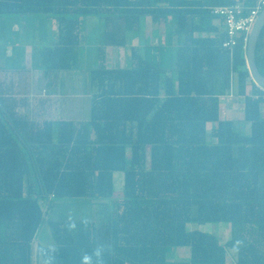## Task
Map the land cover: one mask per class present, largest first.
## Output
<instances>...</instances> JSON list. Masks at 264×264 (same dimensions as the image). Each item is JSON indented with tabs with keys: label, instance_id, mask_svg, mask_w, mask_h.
Wrapping results in <instances>:
<instances>
[{
	"label": "trees",
	"instance_id": "1",
	"mask_svg": "<svg viewBox=\"0 0 264 264\" xmlns=\"http://www.w3.org/2000/svg\"><path fill=\"white\" fill-rule=\"evenodd\" d=\"M235 3L255 0H0V18L52 19L54 37L38 51L46 90L79 70L81 21L96 20L83 117L39 123L0 93V264H46V253L80 264L98 244L110 246L104 264H264V98L243 37L223 47L212 11ZM107 48L129 53L108 66ZM255 64L264 75V27ZM230 91L243 99L244 131L220 118ZM62 199L103 204L69 230V217H46ZM44 221L51 243L33 249ZM205 223L229 225V236L195 227Z\"/></svg>",
	"mask_w": 264,
	"mask_h": 264
},
{
	"label": "rangeland",
	"instance_id": "2",
	"mask_svg": "<svg viewBox=\"0 0 264 264\" xmlns=\"http://www.w3.org/2000/svg\"><path fill=\"white\" fill-rule=\"evenodd\" d=\"M1 18H3V21L7 22V24L0 30V77H5L12 89H17L22 92L27 91L33 94V101L36 105L40 101L38 95L42 93V88H44L46 82V79L41 76L42 65L39 62L38 51L43 45L50 43L53 39L56 32L55 25L52 19L48 18L46 15H10L9 17L5 16ZM86 18L82 19L80 25V37L82 41H86V46H84L85 48L80 57L82 61L79 67L78 80H76V85L74 84L75 81L63 84L65 86L61 85L60 89L62 95L59 94L57 98L54 99L55 108L52 110V112H54L53 117L56 118L68 117L65 112L59 110L63 108L69 112L66 108H69V106H72L75 102H78L77 104H79L81 108L78 115H82L85 111L87 113L88 99L82 97L76 100L75 98V96H78L76 95L77 91L88 88V67L96 65V36L93 31L96 20L89 19L88 21ZM145 22L147 25L146 32L148 33L150 28L152 29L153 23L149 18H147ZM159 32L162 34L163 29L159 28ZM144 35L145 32L142 31L140 40H142L141 42L143 43L144 39L142 38ZM136 36L137 35L134 33L128 35V42L133 43ZM109 50L110 51H107L106 55V63L108 66L114 65L117 62V57L122 60L124 52L127 54L129 53L127 48L120 49L117 53L112 49ZM50 91L51 89L49 92ZM240 127L242 128V126ZM117 174L118 173H115V176ZM116 179L119 182L116 183L115 187L119 188L121 176L117 175ZM93 204L94 210H97L96 208L101 207L103 203L100 204L95 202ZM94 210L91 202L80 203L76 201L75 203V201L62 199L58 200L50 207L46 212V217L91 218L94 217ZM228 226L229 225L225 223L195 224V227L201 230L217 234L220 240H224L229 236ZM36 237L39 238L44 245L50 243L51 237L45 221L42 222L37 230ZM35 247L36 244H33V249H35Z\"/></svg>",
	"mask_w": 264,
	"mask_h": 264
},
{
	"label": "crops",
	"instance_id": "3",
	"mask_svg": "<svg viewBox=\"0 0 264 264\" xmlns=\"http://www.w3.org/2000/svg\"><path fill=\"white\" fill-rule=\"evenodd\" d=\"M215 21L217 22L218 20L216 19ZM6 24H7V22H4L3 18H0V30L4 26H6ZM145 24H146V22H145ZM152 28H154V25ZM248 36H249V33H248ZM247 41H248V38H247ZM89 43H90V41H89ZM246 45H247V42H246ZM109 49H111V48L106 49V55H107V51H110ZM117 60H118V57H117ZM78 75H79V70H76L74 72L62 71V72L58 73L56 75V82L53 85V87L50 88L51 89L50 92H48L50 89L46 90L45 86H44V88H42V93L38 95L40 101L36 105L33 101V98H34L33 94H30L27 91L22 92V91L17 90V89H15V90L12 89V87L9 86L8 82L6 81L5 77H2V78L0 77V93H2L4 95H10L12 97H15V99L17 100V101L15 100V103H16L15 109H17L19 112H27L29 114V116H31L33 118L35 117L39 123L41 121H43L44 119H53V120L78 119V118L83 117L85 114V112H84V113H82V115H78L79 110L81 109L79 104H77L78 102H75V103L73 102L74 104L72 106H69V108H66L67 110H69V112H67L63 108H60L59 111L65 112L68 117L56 118V117H53L54 112H52V110L55 108V104H54L55 100L54 99L57 98V96L59 94L62 95V91L60 89L61 85L65 86L63 84L70 83L73 81H75L74 84L76 85V82H77L76 80H78ZM41 76H42V74H41ZM256 89H257V87H256ZM250 90H251V87H250V85H248L246 87V92H250ZM76 95H78V96H75L76 100H78L79 98H82V97H86V99H88L89 95H90L89 87L85 90L81 89V90L77 91ZM254 95H256V94H254ZM46 97L49 98V105L46 104V101H45ZM41 99H43V100L41 101ZM220 104H221L220 105V118L233 120L235 128L239 129V128H241L240 126H242L241 129L244 131L246 129V125L242 121V119H243V99H242V97L236 96L232 93V91H230V93L223 96V100ZM4 109H6L4 107V105H1L0 111L4 110ZM260 110L262 113H264V102H262L260 104ZM235 121H237V122H235ZM214 125H215L214 123H208L207 124V131L209 132L211 130V128L214 127ZM208 140L210 142L215 141V139H212L210 137H208ZM117 182H119V181H117ZM93 203H95V202H93ZM93 203H92V206H94ZM224 240H220V241L223 242ZM50 243H51V239H50ZM32 244H42V242H41V240H39V238H37L35 236ZM175 254L177 255L178 258H184L185 259L188 256V249L187 248L177 249L175 251ZM228 259L229 258H227V261H228ZM34 263H35V260H34Z\"/></svg>",
	"mask_w": 264,
	"mask_h": 264
},
{
	"label": "built area",
	"instance_id": "4",
	"mask_svg": "<svg viewBox=\"0 0 264 264\" xmlns=\"http://www.w3.org/2000/svg\"><path fill=\"white\" fill-rule=\"evenodd\" d=\"M262 7H264V0H255V4L250 7L242 3L213 7V13L221 16L225 25L226 37L222 42V46L231 48L240 37H243L246 43L248 33ZM256 87L258 94L255 97L260 96L264 98V87L258 84H256Z\"/></svg>",
	"mask_w": 264,
	"mask_h": 264
},
{
	"label": "water",
	"instance_id": "5",
	"mask_svg": "<svg viewBox=\"0 0 264 264\" xmlns=\"http://www.w3.org/2000/svg\"><path fill=\"white\" fill-rule=\"evenodd\" d=\"M262 27H264V7H262L249 32L246 45V63L250 76L256 84L264 87V75L259 72L255 64V48Z\"/></svg>",
	"mask_w": 264,
	"mask_h": 264
},
{
	"label": "clouds",
	"instance_id": "6",
	"mask_svg": "<svg viewBox=\"0 0 264 264\" xmlns=\"http://www.w3.org/2000/svg\"><path fill=\"white\" fill-rule=\"evenodd\" d=\"M82 223H86V221H82ZM66 227L69 230H76L77 224L74 220L69 219ZM55 252L54 249L51 250ZM110 251V246L105 244H98L94 247L90 252H84L80 256V264H104L105 254ZM46 264H54L55 255H48L46 253Z\"/></svg>",
	"mask_w": 264,
	"mask_h": 264
}]
</instances>
